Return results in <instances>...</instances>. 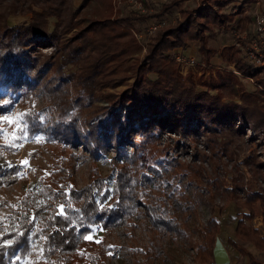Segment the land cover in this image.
<instances>
[{
  "label": "trees",
  "instance_id": "1",
  "mask_svg": "<svg viewBox=\"0 0 264 264\" xmlns=\"http://www.w3.org/2000/svg\"><path fill=\"white\" fill-rule=\"evenodd\" d=\"M71 1L0 0V113L8 112L20 100L37 102L25 110L21 123L56 147L46 183L36 192L28 189L20 206L12 211L10 226L0 236V264H20L29 254L32 239L38 236L43 237L42 255L51 264H71L75 259L102 264V242L84 237L97 227L113 230L131 225L134 218L141 219L150 232L141 264H156L162 259L165 248L159 241L169 234L196 248L199 259L214 261L217 220L209 218L200 225L191 198L182 191L174 196L166 189L169 178L192 184V178L169 157L171 152L178 154L187 148L199 165H188L186 172H192L196 182L210 189L209 198L225 194L248 210L238 220L235 234L264 253V239L248 224L254 205L260 206L264 218V188L249 190L237 164L233 166L237 175L228 185L227 171L216 161L220 151L231 159L228 147L244 137L246 128L253 133L252 139L264 144V110L258 104L264 95V66L250 60L245 41L218 51L207 45L206 36L214 26L235 23L232 27L237 30L235 9H243L248 0H197L188 9L182 8L188 0H171L158 12L136 11L137 15L117 19L112 18L114 0H81L75 9ZM80 7L82 12H78ZM172 8H177L180 16L173 23L159 25L142 57H132L139 50L131 31L133 21L160 18ZM20 13H30L31 17L9 26V16ZM73 29L62 42L63 35ZM89 42L97 50L80 69L78 80L62 72L60 51L53 59H45L38 50L50 43L66 44L72 53L80 54ZM191 46H196L201 56L198 79L191 72L181 74L179 62L170 54L176 49L183 54ZM216 53L226 67L204 76ZM233 70L256 80L255 92L243 89ZM129 77L133 82L124 89L104 90L125 83ZM75 81L79 89L71 94L69 83ZM224 97L229 99L224 101ZM99 100L106 104H97ZM171 133L175 136H170V155L163 150L147 151L161 144L163 134ZM201 141L207 154L198 153ZM79 145L81 152L71 151ZM109 151L113 152L108 158L111 172L103 176L95 163ZM80 155L91 162L88 180L81 187L74 175V160ZM258 157L252 153L244 165L251 175L264 181V159ZM205 162L215 166L213 177L204 175ZM22 171V164L7 161L0 149V186L16 182ZM140 205L144 210H139ZM230 244L250 264H264L237 241L230 240Z\"/></svg>",
  "mask_w": 264,
  "mask_h": 264
},
{
  "label": "rangeland",
  "instance_id": "2",
  "mask_svg": "<svg viewBox=\"0 0 264 264\" xmlns=\"http://www.w3.org/2000/svg\"><path fill=\"white\" fill-rule=\"evenodd\" d=\"M114 1L116 11L114 10L112 18L117 19L133 14L137 15V12H158L163 3H169L171 0ZM144 1H146V3H144ZM80 2L81 0H72L71 5H73L75 9L79 7ZM196 4L197 0H188L182 3V8L188 9L194 7ZM82 10L81 7L78 8V12H82ZM235 11V20L238 21L239 28L237 30L233 29L232 26H234L235 23H231L228 27L224 28L214 26L212 31L206 33L207 45L209 47L220 51L224 46L230 44L240 46V41H245L246 48H251L254 42L259 40L257 30L260 26L259 19L262 17L264 18V0H248V2L244 3L243 9L236 8ZM83 13L81 15H83ZM179 16V10L177 8H172L168 13L163 14L157 19L151 18L148 21H144L143 19L134 20L131 31L139 44V50L134 53L132 57H142L147 44L156 31L149 32V28L152 25L158 23L159 25H163L167 22L173 23ZM30 17V13L10 15L7 22L9 26H12L28 21ZM74 30L75 29L67 35H63L61 38L62 42H64L66 38H69ZM57 45L58 44L54 43L42 45L38 50L42 53V58L45 59H53L56 52L60 51L62 72H64L65 75L69 72L74 79L78 80L77 76L81 72L80 69L87 65L96 53V45L93 42L85 43L84 46H86V49L82 50L80 54L72 53V48H67L66 44ZM178 52L180 53L181 50L176 49L171 51L170 54L175 56ZM183 54L187 57L189 55L193 56L195 63L191 66H188L186 63H179L181 74L185 75L191 72L193 76L198 79L201 74L200 66L198 65L201 56L196 51V46H191L189 50L183 52ZM89 55L92 57L90 58ZM211 62V69L204 72V76H207L209 71L214 73L216 68L224 70L226 67L221 62L219 53H216L212 57ZM229 68L232 69V65H230ZM127 75H129V72ZM237 76L243 89L249 92H255L258 87L256 80L249 77H242L238 74ZM261 76L264 77V71ZM132 82L133 78L129 77L125 83L116 87L107 86L104 90L107 92L120 91ZM235 87L237 88L238 86L235 85ZM202 88V86H198V89ZM69 89L70 93L74 94L79 89L78 81L69 83ZM228 99V97H224L223 100L227 101ZM1 103L0 101V104ZM33 103L27 100H20L13 103L8 112L0 113V149H2L4 158L7 161L20 163L23 166L22 174L19 175L16 182L0 186V236L6 231V227L10 226L13 215L12 211L20 206L21 199L27 193L28 189L33 188L34 192H36L41 184L46 183L50 174L51 164L54 161V157L52 156V150L56 149L54 143L46 141L39 132L26 130L21 123L22 114H24L25 110L31 107ZM96 103L106 104L103 100L96 101ZM35 104H37V102L33 105ZM258 104L264 110V95H261V100ZM5 116L8 117L7 120L3 119ZM252 135L253 133L250 129L246 128L243 135L244 137L236 139L235 143L228 147V150L232 154L231 159L227 156H223L220 151L216 161L218 165L221 166L222 170L227 171L225 180L228 185L231 183L230 179L232 176L237 175V170H234L233 167L234 164H237L240 173L244 177L243 182L246 183V187L249 190H261V188H264V181H260L258 178L251 175L244 165V160L254 152L258 154L260 160L264 159V144L258 143L259 141L256 139H252ZM170 136L174 137L175 134H163L161 144L150 146L147 151L150 153H157L163 150L162 153L166 151L167 154L170 155L171 149L168 145L171 143ZM197 148L198 153H208L203 141L198 144ZM71 151L74 153L81 152L82 148L79 145L73 147ZM112 154L113 152L109 151L107 154L99 156L95 163L103 176H107L111 172L108 158ZM193 154L190 148L178 154L171 152L169 157L172 158V162L181 169V172L188 174V178H192L193 181L191 185H188L175 178H169L166 184L167 191H172L174 196L182 191L191 198L195 218L200 225L206 224L209 218H215L217 220L218 229L215 237L222 242L228 253L229 262L227 264H250L247 257L239 255L230 244V240L237 241L255 258H258L264 263V253L253 244L240 241L235 234L238 220L242 217V214L245 212L247 213L248 210L238 205V201H232L225 194L215 193L212 195V198H209L208 190L210 189L206 188L204 184L196 182L197 179L194 178L192 172H186L188 165L194 167L199 165L197 157L193 156ZM90 164V160L85 158L84 155H80L79 158L74 160L75 180L80 187L88 180ZM203 166L205 168V176L213 177L215 175V166H211L208 162L203 163ZM139 210H144L142 205L139 206ZM248 224L255 228L259 236L264 239V218L259 205H254V215L253 218L248 221ZM89 236L91 239L101 241L103 244L104 259L102 264H141V262L144 261V253L148 249L150 232L145 229L141 219L134 218L131 225H121L113 230H105L100 227L94 228ZM193 240L195 241V238H193ZM42 243V236L33 238L30 243L29 254L20 260V264H51L50 261L46 260L42 255ZM159 243L163 245L165 251L162 259L156 264H217L211 259L206 261L199 259L198 256H196L197 249L192 248L189 243L178 236L172 237V235L169 234L168 236H164ZM71 264L84 263L75 259Z\"/></svg>",
  "mask_w": 264,
  "mask_h": 264
},
{
  "label": "built area",
  "instance_id": "3",
  "mask_svg": "<svg viewBox=\"0 0 264 264\" xmlns=\"http://www.w3.org/2000/svg\"><path fill=\"white\" fill-rule=\"evenodd\" d=\"M259 25L260 26L258 27V30H257V33L259 34V40H256L254 42V45H252L251 48L247 47L246 50H247L248 57L255 65L264 66V18L263 17L259 19ZM158 26H159V23L152 25L149 28V32L155 31ZM174 57L176 61L181 64L186 63L188 66L189 65L191 66L195 63L194 58L191 55L187 57L178 52L175 54ZM233 72L235 74H238V72L235 70H233Z\"/></svg>",
  "mask_w": 264,
  "mask_h": 264
},
{
  "label": "water",
  "instance_id": "4",
  "mask_svg": "<svg viewBox=\"0 0 264 264\" xmlns=\"http://www.w3.org/2000/svg\"><path fill=\"white\" fill-rule=\"evenodd\" d=\"M213 257L217 264H227L229 262L228 253L222 242L216 237L213 247Z\"/></svg>",
  "mask_w": 264,
  "mask_h": 264
},
{
  "label": "snow or ice",
  "instance_id": "5",
  "mask_svg": "<svg viewBox=\"0 0 264 264\" xmlns=\"http://www.w3.org/2000/svg\"><path fill=\"white\" fill-rule=\"evenodd\" d=\"M5 103H7V101H5ZM3 119L7 120L8 117L5 116V117H3ZM84 239L88 240V239H91V237L90 236H85ZM97 243H99V241H97Z\"/></svg>",
  "mask_w": 264,
  "mask_h": 264
}]
</instances>
